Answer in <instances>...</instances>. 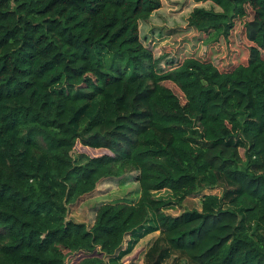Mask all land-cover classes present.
<instances>
[{
	"label": "trees",
	"instance_id": "obj_1",
	"mask_svg": "<svg viewBox=\"0 0 264 264\" xmlns=\"http://www.w3.org/2000/svg\"><path fill=\"white\" fill-rule=\"evenodd\" d=\"M192 1L206 52L238 37L229 64L142 39L162 0H0V264H123L155 233L143 264H264V0ZM129 173L136 203L70 218Z\"/></svg>",
	"mask_w": 264,
	"mask_h": 264
},
{
	"label": "rangeland",
	"instance_id": "obj_2",
	"mask_svg": "<svg viewBox=\"0 0 264 264\" xmlns=\"http://www.w3.org/2000/svg\"><path fill=\"white\" fill-rule=\"evenodd\" d=\"M195 6L192 0H162L161 9L154 13L147 22H141L142 39H149L148 41L158 48H162L163 45L169 46L179 62L190 56L199 59L212 56L222 59L223 65L229 64L232 62L233 57L235 56L236 58L241 52V48L236 40L238 37L232 34L227 49L212 48L206 52L202 45L201 34H194L188 26V17ZM199 6L207 9L212 8L211 4H199ZM167 86L180 98H183L177 86L171 82L167 83ZM77 152L80 154L77 155L80 162L86 161V158L82 156L83 153L90 156L96 155V153H92L81 147H77ZM241 153L244 155L243 150ZM204 193L221 195L222 189H206ZM154 196L171 202L175 201L173 194L167 189L156 192ZM139 198L140 186L137 182V173H129L121 178L104 179L93 193L84 197L71 208L70 218L91 227L95 221L97 210L101 205L119 202L136 203ZM194 209H201L200 195L191 196L181 205L171 207L166 212L172 216H177L185 211ZM157 236L158 233H155L140 241L133 252L122 260V263L143 264L144 254ZM127 240L129 241V239L126 238V243L128 242ZM126 243L123 248H126ZM68 264H71V260L68 261Z\"/></svg>",
	"mask_w": 264,
	"mask_h": 264
}]
</instances>
